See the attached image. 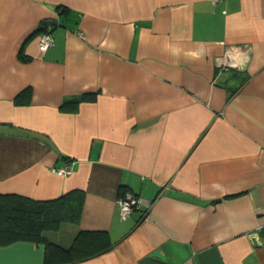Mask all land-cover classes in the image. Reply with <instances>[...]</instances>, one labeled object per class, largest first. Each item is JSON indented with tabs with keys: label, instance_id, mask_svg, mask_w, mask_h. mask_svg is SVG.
Here are the masks:
<instances>
[{
	"label": "crops",
	"instance_id": "crops-1",
	"mask_svg": "<svg viewBox=\"0 0 264 264\" xmlns=\"http://www.w3.org/2000/svg\"><path fill=\"white\" fill-rule=\"evenodd\" d=\"M72 190L78 220L46 236L106 249L66 264H264V0H0V193Z\"/></svg>",
	"mask_w": 264,
	"mask_h": 264
},
{
	"label": "trees",
	"instance_id": "trees-1",
	"mask_svg": "<svg viewBox=\"0 0 264 264\" xmlns=\"http://www.w3.org/2000/svg\"><path fill=\"white\" fill-rule=\"evenodd\" d=\"M80 99L74 97L64 103ZM83 200L84 194L80 190L68 191L48 200L0 193V245L18 240L43 244L45 264H66L102 252L106 248H102L105 235L101 232L80 231L69 246L54 243L46 236L48 228L62 222L77 221Z\"/></svg>",
	"mask_w": 264,
	"mask_h": 264
},
{
	"label": "built area",
	"instance_id": "built-area-1",
	"mask_svg": "<svg viewBox=\"0 0 264 264\" xmlns=\"http://www.w3.org/2000/svg\"><path fill=\"white\" fill-rule=\"evenodd\" d=\"M82 35V33H79ZM54 44V38L52 37L49 31H40L38 34V48L41 51H45L47 48ZM220 66L225 65V60L220 59ZM71 163H66L63 166L56 167L54 171L60 175H66L71 172ZM118 208L119 216L122 219H125L134 209V207H140L142 200L137 198L133 192L126 191L120 197H118Z\"/></svg>",
	"mask_w": 264,
	"mask_h": 264
},
{
	"label": "water",
	"instance_id": "water-1",
	"mask_svg": "<svg viewBox=\"0 0 264 264\" xmlns=\"http://www.w3.org/2000/svg\"><path fill=\"white\" fill-rule=\"evenodd\" d=\"M52 21H50V23H51ZM53 23H55V22H53Z\"/></svg>",
	"mask_w": 264,
	"mask_h": 264
}]
</instances>
